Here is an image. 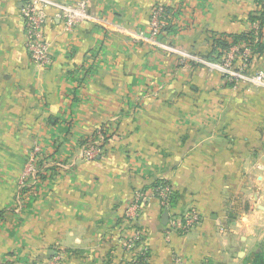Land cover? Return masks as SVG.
Returning a JSON list of instances; mask_svg holds the SVG:
<instances>
[{"label":"crops","instance_id":"0c3cea01","mask_svg":"<svg viewBox=\"0 0 264 264\" xmlns=\"http://www.w3.org/2000/svg\"><path fill=\"white\" fill-rule=\"evenodd\" d=\"M23 2L0 0V264H127L142 248L147 264L264 255V87L190 59H222L211 56L222 36L263 42L257 0H88L94 21L69 32L48 10L44 67L24 47ZM231 68L264 72V50ZM34 147L37 175L23 178ZM159 181L175 196L170 215L199 213L187 234L167 235L155 199L125 220L134 192Z\"/></svg>","mask_w":264,"mask_h":264},{"label":"built area","instance_id":"2783aa9c","mask_svg":"<svg viewBox=\"0 0 264 264\" xmlns=\"http://www.w3.org/2000/svg\"><path fill=\"white\" fill-rule=\"evenodd\" d=\"M48 10L54 11V18L59 20L63 29L67 32L72 31L76 26L93 22L94 18L88 12V0H76L73 4L64 5L53 3L50 0H24L21 20L24 25V47L29 55L30 60L37 66L44 67L51 63L50 45L43 37V31L46 24L49 22ZM165 8L163 6H156L150 17V31L152 37L156 38L161 34L165 28ZM249 49L244 47H233L226 55L219 61H202L194 57L190 58L193 62L203 63L211 71L218 72L222 77L229 80H247L256 88L264 87V72H258L253 77L247 78L242 76L239 72L231 68V62L236 54L243 58L248 56ZM99 150L95 144L90 145L85 150V158L93 160L99 154ZM39 147H34L29 157L28 163L24 169L23 178L36 177V155H39ZM173 193L170 185H160L156 188H149L147 190L135 191L130 205L124 212L125 220L129 223H137L141 217L142 209L151 200L155 199L162 210L168 211L172 209L171 194ZM200 222V215L195 210H190L186 213L170 215L169 225L167 228V235L175 233L178 235H185L194 229ZM145 236L142 229H137L132 238L124 241L127 250L133 248L136 242L140 241ZM146 250L140 249L137 254L133 256L130 263L135 262L138 257L144 256Z\"/></svg>","mask_w":264,"mask_h":264},{"label":"trees","instance_id":"16d2710c","mask_svg":"<svg viewBox=\"0 0 264 264\" xmlns=\"http://www.w3.org/2000/svg\"><path fill=\"white\" fill-rule=\"evenodd\" d=\"M257 4L259 6V14H258V20L260 21V27L264 26V0H257ZM165 29V28H164ZM162 30V32L164 31ZM215 47H218L220 49V52H218L216 55L214 52L211 53V56L214 54V59H220L221 56L225 55L233 46L240 47L242 45H245L251 53H260L264 50V41L261 42L260 39L255 41V37L251 34H243V35H229V36H222L221 38H218L214 41ZM100 133L103 137V142L100 145V148H103L104 143L108 140V136L106 135V127L101 126ZM160 185H169L168 183L164 181H159L154 183L149 188H156ZM174 193L171 194V202L174 203ZM147 254L144 256L138 257V259L133 263H127V264H147ZM245 264H264V255L263 254H256L252 259L245 262Z\"/></svg>","mask_w":264,"mask_h":264},{"label":"water","instance_id":"95a60500","mask_svg":"<svg viewBox=\"0 0 264 264\" xmlns=\"http://www.w3.org/2000/svg\"><path fill=\"white\" fill-rule=\"evenodd\" d=\"M169 223V213L168 211H164V214L162 216V224L165 226Z\"/></svg>","mask_w":264,"mask_h":264}]
</instances>
